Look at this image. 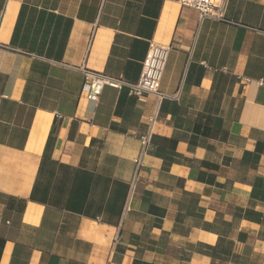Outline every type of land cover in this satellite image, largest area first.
Listing matches in <instances>:
<instances>
[{
	"label": "crops",
	"instance_id": "obj_1",
	"mask_svg": "<svg viewBox=\"0 0 264 264\" xmlns=\"http://www.w3.org/2000/svg\"><path fill=\"white\" fill-rule=\"evenodd\" d=\"M151 42L170 46L159 91L177 99L87 97L85 71L137 82ZM259 80L264 0L222 20L172 0H0V264H264Z\"/></svg>",
	"mask_w": 264,
	"mask_h": 264
},
{
	"label": "built area",
	"instance_id": "obj_2",
	"mask_svg": "<svg viewBox=\"0 0 264 264\" xmlns=\"http://www.w3.org/2000/svg\"><path fill=\"white\" fill-rule=\"evenodd\" d=\"M178 3L181 7L195 9L198 12L199 18H212L222 20L225 17L226 8L229 0H172ZM170 53L169 45H162L151 42L143 61L140 77L137 82H128L122 78L108 77L97 72L85 71L83 91L91 100H96L100 95L104 85H109L116 89L126 87L130 94L141 98L144 93H154L159 99L171 98L177 99L178 93L164 94L159 91L162 76L166 67L167 59ZM258 84H263V80L257 81ZM155 121V116L149 119L147 131L140 136V150L136 158V164L141 166L142 158L146 153V149L150 144L152 137V126ZM135 179L131 182L129 188L128 200L131 191L135 185ZM128 203L126 204V207Z\"/></svg>",
	"mask_w": 264,
	"mask_h": 264
}]
</instances>
